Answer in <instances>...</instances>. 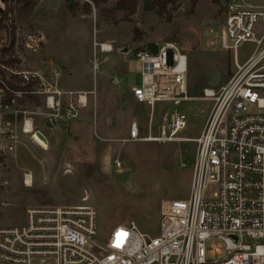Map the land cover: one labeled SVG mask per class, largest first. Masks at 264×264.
I'll return each mask as SVG.
<instances>
[{
  "label": "rangeland",
  "instance_id": "rangeland-1",
  "mask_svg": "<svg viewBox=\"0 0 264 264\" xmlns=\"http://www.w3.org/2000/svg\"><path fill=\"white\" fill-rule=\"evenodd\" d=\"M86 1L90 2L35 0L22 12V1L2 0L0 19L8 15L0 44L9 50L0 59L21 68H59L63 88L86 92L88 105L74 122L56 129L41 125L38 116L35 123L48 148L25 134L16 153L0 166V227L24 225L30 206L87 204L99 213L100 242L115 226L130 221L156 235L162 202L189 195L193 139L200 135L213 105L202 99L203 90L217 70L224 80L235 68L233 54L222 48L221 41L226 1L196 0L192 6L194 0H178L168 6L172 18L167 20L146 11L144 0H139L133 21L118 23L107 21L92 2L86 9ZM69 4H76V11H70ZM134 28L143 34L141 40L132 39ZM254 29L261 36L264 23ZM167 41L178 42L189 56L188 91L193 99L178 107L188 117L187 126L172 141L124 139L133 122L139 124L142 138H158L167 127L171 105L160 102L153 110L134 100L136 105L128 103L124 94L141 83L135 50ZM96 42L111 44L113 50L101 52ZM255 47L248 42L239 48L241 63ZM26 173L32 176L31 185L24 182Z\"/></svg>",
  "mask_w": 264,
  "mask_h": 264
},
{
  "label": "built area",
  "instance_id": "built-area-1",
  "mask_svg": "<svg viewBox=\"0 0 264 264\" xmlns=\"http://www.w3.org/2000/svg\"><path fill=\"white\" fill-rule=\"evenodd\" d=\"M258 23H264V0L226 1L221 41L233 54L235 68L219 87L203 90L202 99L213 105L193 139L189 195L162 202L158 234L130 221L115 226L100 242L99 213L93 206H30L24 225L0 227V264H264V32L256 33ZM248 42L256 47L241 63L239 48ZM95 47L113 50L106 43ZM3 48L0 44V57ZM135 54L142 76L132 87L135 101L153 110L157 103H167L171 110L160 137L142 138L133 122L124 139H177L188 123L178 107L193 99L189 56L175 41L149 44ZM4 61L0 59V166L16 153L23 135L40 139L38 116L41 125L50 121L53 126L46 127L56 129L74 122L88 105L86 92L63 88L59 68H21Z\"/></svg>",
  "mask_w": 264,
  "mask_h": 264
},
{
  "label": "trees",
  "instance_id": "trees-1",
  "mask_svg": "<svg viewBox=\"0 0 264 264\" xmlns=\"http://www.w3.org/2000/svg\"><path fill=\"white\" fill-rule=\"evenodd\" d=\"M23 2L25 7L22 8V12L26 8H29L34 5L35 0H20V2ZM92 2V4L96 7V9L99 11L100 15L103 16L107 21L112 23H118V22H132L133 15L137 11V7L139 5V0H116V2L110 6L107 5V2L109 0H89ZM178 0H144V7L146 11H155L160 17L166 18L167 20H171L172 14L171 9L168 7L170 4L174 7ZM222 0H214L216 4H220ZM227 1V0H225ZM90 2L86 1L84 3V6H86V9L90 10L91 5ZM196 0L193 1L194 6L196 3ZM27 5V6H26ZM77 5L69 4L68 9L70 11H76ZM10 10L8 11V13ZM121 12V15L119 13ZM8 14H4L0 19V30L6 26V19ZM5 23V24H4ZM142 33L137 29H133L132 39L133 40H141ZM1 39V38H0ZM9 50L8 48L3 49V55H5V51ZM5 63H8V60L4 61ZM10 63V62H9ZM226 80V79H224ZM35 100V99H34Z\"/></svg>",
  "mask_w": 264,
  "mask_h": 264
},
{
  "label": "water",
  "instance_id": "water-1",
  "mask_svg": "<svg viewBox=\"0 0 264 264\" xmlns=\"http://www.w3.org/2000/svg\"><path fill=\"white\" fill-rule=\"evenodd\" d=\"M222 79H223V75H222V71L221 70H217L214 75L212 76V78L209 80L208 82V86L213 87V88H217L219 87V85L222 83ZM46 126L47 127H52V123L50 121L46 122ZM38 137L42 140V141H47L46 137L44 136L43 133H41L40 131L37 132Z\"/></svg>",
  "mask_w": 264,
  "mask_h": 264
},
{
  "label": "crops",
  "instance_id": "crops-1",
  "mask_svg": "<svg viewBox=\"0 0 264 264\" xmlns=\"http://www.w3.org/2000/svg\"><path fill=\"white\" fill-rule=\"evenodd\" d=\"M143 46V45H142ZM147 46H148V44H147ZM147 46H144V47H147ZM129 50H127V49H125V50H123V53L124 54H126L127 52H128ZM125 58V57H124ZM124 71L126 72H128V67H126L125 69H124ZM63 77V76H62ZM63 79V78H62ZM62 79H61V82H62ZM117 82V81H116ZM133 87V86H132ZM132 87H131V89H125L124 90V94H125V96H126V99H127V102L128 103H130V104H134V105H136L134 102H133V100L135 101V99H134V97H133V95H132ZM135 102H137V101H135ZM138 105H144V104H140V103H137Z\"/></svg>",
  "mask_w": 264,
  "mask_h": 264
},
{
  "label": "bare ground",
  "instance_id": "bare-ground-1",
  "mask_svg": "<svg viewBox=\"0 0 264 264\" xmlns=\"http://www.w3.org/2000/svg\"><path fill=\"white\" fill-rule=\"evenodd\" d=\"M29 131V130H28ZM38 144H41L45 149H47L48 147L46 146V144H45V142H43L42 140H40V139H34ZM147 141H159V139H155V138H153V139H146ZM26 183H27V185H31L32 184V177H31V175H27V177H26Z\"/></svg>",
  "mask_w": 264,
  "mask_h": 264
}]
</instances>
